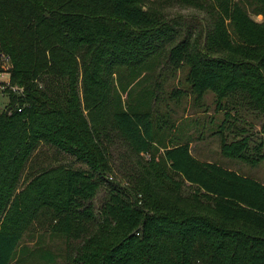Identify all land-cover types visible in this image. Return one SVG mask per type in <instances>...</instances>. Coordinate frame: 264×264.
<instances>
[{
	"label": "trees",
	"instance_id": "16d2710c",
	"mask_svg": "<svg viewBox=\"0 0 264 264\" xmlns=\"http://www.w3.org/2000/svg\"><path fill=\"white\" fill-rule=\"evenodd\" d=\"M179 1L208 11L204 38L148 0H0V64L8 56L24 87L5 89L0 109V264L26 230L64 235L65 264H264V182L199 158L188 141L158 145L151 94L133 104L116 89L125 70L130 97L162 56L187 66L188 87L173 96L212 90L228 107L222 152L264 158L262 140L252 151L250 134L224 133L230 101L264 117V17L253 16L264 0ZM118 141L138 157L131 166L115 163ZM46 146L68 160L40 163ZM116 166L127 179L110 177Z\"/></svg>",
	"mask_w": 264,
	"mask_h": 264
},
{
	"label": "rangeland",
	"instance_id": "374dc122",
	"mask_svg": "<svg viewBox=\"0 0 264 264\" xmlns=\"http://www.w3.org/2000/svg\"><path fill=\"white\" fill-rule=\"evenodd\" d=\"M152 7L163 11L167 17L180 19V26L183 30L188 27L192 34L200 35L204 38L206 27L210 21V15L206 9L186 4L179 0H148ZM256 19L262 20V14H254ZM187 66L173 70L168 59L164 56L153 60V64L144 67L138 74L137 81L132 84L130 97L128 91L123 92L122 80L130 81L131 76L123 71L122 78H114L116 89L122 94L124 101L136 104L141 96H151L148 101L151 105L153 120L155 123V132L157 144H174L188 141L191 145L193 154L201 159L216 161L224 166L236 169L237 171L254 176L264 182V158L257 164H252L241 158L225 155L221 150V124L226 119L225 109H220L216 104V95L212 90H208L202 97L197 98L189 91L183 95L173 96L172 91L178 87L187 88L186 81ZM7 77V76H6ZM7 99L6 93L0 94V102L4 103ZM224 104L226 101L224 100ZM231 115L225 123L224 133L228 140L235 137H241L243 133L250 134L251 150L254 146L263 141L261 151L264 152V132L261 131V125L264 120L262 114L253 109H247L245 106L230 108L233 104L228 102ZM243 129H245L243 131ZM126 144L118 141L114 145L115 163L122 162L131 166V163L138 157L130 155L126 151ZM41 154L38 153L37 159L40 163H50L68 160L64 153L56 152L52 147H43ZM162 149V148H161ZM126 151V152H125ZM129 153V154H128ZM69 158H72L69 156ZM76 166L80 162H74ZM110 174V177L127 179V175L119 170ZM130 168V167H128ZM188 188V187H187ZM106 190L100 189L95 197L96 206H100L106 198ZM66 239L60 233H50L49 231L26 230L23 239L18 247L16 256L12 264H65L66 262ZM46 250H51L57 255L56 262H48L42 257Z\"/></svg>",
	"mask_w": 264,
	"mask_h": 264
},
{
	"label": "built area",
	"instance_id": "2783aa9c",
	"mask_svg": "<svg viewBox=\"0 0 264 264\" xmlns=\"http://www.w3.org/2000/svg\"><path fill=\"white\" fill-rule=\"evenodd\" d=\"M10 64L11 63L8 56L4 57L3 62L0 64V94L6 93L5 89H11L16 92H22L24 90V87L22 85L11 82L10 72L8 71L10 68ZM2 106L3 104L0 102V109L2 108Z\"/></svg>",
	"mask_w": 264,
	"mask_h": 264
},
{
	"label": "water",
	"instance_id": "95a60500",
	"mask_svg": "<svg viewBox=\"0 0 264 264\" xmlns=\"http://www.w3.org/2000/svg\"><path fill=\"white\" fill-rule=\"evenodd\" d=\"M11 109V106L6 108V112H9V110Z\"/></svg>",
	"mask_w": 264,
	"mask_h": 264
},
{
	"label": "crops",
	"instance_id": "0c3cea01",
	"mask_svg": "<svg viewBox=\"0 0 264 264\" xmlns=\"http://www.w3.org/2000/svg\"><path fill=\"white\" fill-rule=\"evenodd\" d=\"M190 148H191V145H190Z\"/></svg>",
	"mask_w": 264,
	"mask_h": 264
}]
</instances>
